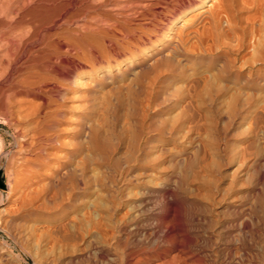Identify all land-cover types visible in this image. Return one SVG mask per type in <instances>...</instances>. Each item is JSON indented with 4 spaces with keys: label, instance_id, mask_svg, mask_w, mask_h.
Here are the masks:
<instances>
[{
    "label": "rangeland",
    "instance_id": "1",
    "mask_svg": "<svg viewBox=\"0 0 264 264\" xmlns=\"http://www.w3.org/2000/svg\"><path fill=\"white\" fill-rule=\"evenodd\" d=\"M130 1L122 0L123 4L126 3L124 6L127 7V2ZM251 1L245 0V3L241 4L242 7L247 5L242 8L243 11L238 13L240 16L244 15L243 20L242 18L241 22L239 20V25L242 27L238 25L237 30L233 31L224 18L221 21L222 30L226 29L228 35L234 39L233 41L229 36V39L227 38L225 41L232 40L234 43L229 41L231 44L228 46L229 42L227 41V43H223L225 41L217 42L207 37L198 36L194 32L189 35V30H187L188 32L185 31V34L188 46L185 45V48L188 47V50L179 51L178 55L172 57V64L166 66L158 64L160 62L157 59L159 54L140 57V63L137 64H134L126 54L115 57V53L118 50H123L126 43L120 38L101 34V37L96 40L98 43L93 47L94 50L90 53L86 50V53H83L84 57L81 56L82 59L84 58V62H88L89 58L92 60L94 55H98L99 61L94 64V69L88 71L83 78L80 87L83 95L80 94V98L77 97L78 100L73 102V105H77L66 115L62 114L56 118L61 121L62 126L51 125L48 116L41 114L40 117L39 115L34 116V114L29 116L30 113L25 111L20 114H11L6 106H0V261L5 260L13 264H34L33 259H48L46 255L50 256L51 251L55 257L60 255V252L62 254L68 252L71 249L70 246L65 245L64 249L63 245H60L61 249L57 243L55 244L57 249L51 246H54V242L49 239L51 237H48L49 233L46 230L51 222L62 220L75 222L80 227L88 229L91 228V225L102 228L112 226L114 222H117V217L119 220L120 215L127 213V202L138 195L141 183L146 181L150 186L156 185L162 170H164L161 165H166L163 157H160L162 156L159 151L161 145L171 146L175 151L202 152L206 150L208 152L202 170L194 172L193 179L195 181L190 177L191 186L195 189L199 188L197 192L196 190L194 192H199L203 196H209L220 188L221 180H230L237 172L238 162L246 161L254 155L264 161V48H262L264 41L261 45L259 39L264 40L262 38L264 32H261L264 31L262 30L264 23H260V21L264 22V17H262L264 16V2L262 0ZM214 2V0H209L208 5L203 8H208L209 3ZM99 11L101 16H109L107 14L110 12L106 10L105 4H102ZM248 14L250 15L248 16ZM245 18L249 20L245 21ZM258 18H260L259 21H257ZM203 19L204 17L198 18L191 28L194 29L195 26L200 28L205 21ZM228 28L230 29L228 30ZM259 32L261 36L257 35ZM230 45L231 47L234 45V48H231ZM156 46H159L158 43ZM257 47L259 49H256ZM155 57H157L156 60ZM250 59L253 60V63ZM108 66H111L109 71L106 69ZM84 67L87 68V66ZM128 79L129 81H127ZM72 83L71 81L70 87L74 86ZM88 89L91 90L88 92ZM66 100L70 103V99ZM40 118L41 120H39ZM29 120L32 123L29 124ZM38 120L42 121L41 124L46 129L37 123ZM48 122L50 125L47 124ZM37 124L43 129H39ZM30 125H35V128H31ZM52 126L56 127L52 128ZM60 128H66V130H60ZM44 129L45 131H43ZM242 148H245L244 150L253 148V152L244 151ZM241 149L244 154L241 153ZM248 153L252 155H246ZM128 156L131 158H126ZM238 157L239 161L237 162ZM117 159L120 161L118 162ZM144 159L145 161L147 159L146 163ZM126 161H133L135 178L132 177L126 183L121 182L117 184L118 187L114 186L112 189V179L115 174L114 169H116L114 163L118 166L124 165L123 163ZM76 162L79 163V166ZM121 162L123 163L121 164ZM259 163L262 170L258 168L262 174L264 162ZM69 167L75 172L79 170L76 173L73 172L75 175L71 178H69V173L72 170H67ZM158 168L160 170H157ZM235 169L236 171H232ZM101 173L102 175L99 176ZM76 174L79 175L81 182L83 181L80 189L73 185L72 178L76 179ZM93 175H97V178L94 179ZM231 175L232 177H230ZM60 176H63L62 179ZM207 176H210V181ZM7 177L9 178L7 179ZM201 177L202 179H200ZM66 178L70 183V190L69 185L65 184ZM7 182L11 184L8 189L5 184ZM86 183L87 186H85ZM134 190L137 195L134 194ZM65 196L68 197L65 198ZM54 200L55 202H53ZM92 202L95 203L94 206L91 204ZM18 240L22 241L20 242L22 245H25L26 252L21 251ZM57 251L58 254H56Z\"/></svg>",
    "mask_w": 264,
    "mask_h": 264
},
{
    "label": "bare ground",
    "instance_id": "2",
    "mask_svg": "<svg viewBox=\"0 0 264 264\" xmlns=\"http://www.w3.org/2000/svg\"><path fill=\"white\" fill-rule=\"evenodd\" d=\"M208 1L209 0H131L127 2V7L124 6L126 3L123 4L122 0H0V106H6L11 114H20L25 111L30 113L28 114L29 116L32 114H34V116L39 115V117L40 114L48 116L51 120V125L60 126L61 121L56 118L62 114L66 115L67 112L72 111L73 107L77 105L75 103V105H73V102L77 97L83 95L80 89L81 82L88 71L94 69V64L99 61L98 55H94L92 60L89 58L90 61L88 62H84V58L82 59L81 56L84 52L86 53V50L89 53L94 50L93 47L98 43L96 40L98 37H101V34L112 38H120L126 43L123 50H118L115 53V57L126 54L134 64H137L140 57L144 58L145 56L150 57L154 56V54H159V57H155L154 59L156 60L157 58L160 61L159 63L156 61L158 64L161 63V65L164 64L166 66L167 64H172L171 61H173L174 55H178L179 51H185V45H187L185 31L189 30V32L187 31L189 35L194 32V34L196 33L198 36L207 37L217 42H223L230 36L226 29L225 31L222 30L221 21L223 18L228 22V26L233 31L240 24L241 18L243 20L244 15H241L243 16L241 17L238 13L244 6H247L243 5L242 7L241 5L245 3V0H214V3H209L208 8H203L205 5H208ZM249 1L252 2L251 0ZM262 2H264V0H262ZM102 4H105L106 10L110 12L107 14L109 15L107 17H103L100 14L99 8ZM245 9H247V7H245ZM250 14H248V16ZM200 17H204L205 19L202 26L200 28L198 26H195L196 28L194 27V29L191 28ZM259 19L260 18H258L257 21H259ZM247 20L245 18V21ZM180 21L181 23L179 24ZM260 23L264 22L260 21ZM240 26L241 25H239V27ZM230 28H228V30ZM234 35L236 34L234 33ZM257 35H260V32L259 34L257 33ZM230 39L233 38L231 37ZM259 39L262 45V41L264 40L261 38ZM226 41L223 43H227L230 40ZM233 41L231 40L230 42ZM260 41L258 40V42ZM230 42L228 46L231 44ZM156 43H158L159 46H156ZM190 43L192 42L190 41ZM255 45H253V47H256ZM258 47L256 49H259ZM231 48H234V45ZM186 50H188V47ZM251 61L253 63V60ZM84 66H87V68ZM101 69L102 68H100V70ZM106 69L109 71L111 66H108ZM101 72L103 71L101 70ZM71 81L74 85L72 87H70ZM127 81H129V79ZM216 82L218 83L217 80ZM90 90L91 89H88L87 91L89 92ZM66 99H70V103H68ZM35 118L37 119V117ZM24 119L26 118L24 117ZM39 120H41V118ZM39 120L37 123L43 126L41 124L42 121L39 122ZM30 122L32 123V121L29 120V124ZM26 124H28V121H26ZM38 124L37 127L41 129L42 127L38 126ZM47 124L50 125L49 122ZM30 126L32 128L35 125ZM44 127L45 126H43V128ZM54 127L52 126V128ZM45 129L43 131H45ZM61 129L66 130V128H60V130ZM43 131L41 130V132ZM242 149L244 150L245 148ZM242 149L241 153L243 152ZM251 149L253 150V148ZM173 150L171 146L167 147L161 145L159 147V151L162 155L159 156L163 157L162 159L166 165H161L164 170L161 169L162 174L158 178L156 185L153 184L154 187L150 186L146 181L145 183H141L142 185L140 184L138 195L136 190H134V194L136 193L137 196H134L133 199L127 202V213L122 215L123 217L120 215L119 220L118 217L117 219L115 218L117 222H114L110 227L107 226V228L91 225L89 229L87 227V229L80 227L75 222H66L63 220L51 222L46 229L49 233V235L47 233L48 237L52 238L49 239L54 242V246H51L57 249V246L61 247L60 245H63L64 249L66 245L68 247L70 246L71 249L68 248L69 251H66L65 254L60 252V255L56 257L53 256V252L51 251L50 256L46 255L48 259H33V263L264 264V171H262L261 174L260 169L262 170V168L258 165L261 158L254 155V157L251 156L246 160L245 156L249 155L248 153L243 156L246 161L239 163L238 157L237 162L239 164L237 163L238 167H236L237 172L235 175L232 177V174L230 180L220 179V184H222V186L218 189L215 188L216 191L209 196H203L199 194V192L196 193L199 188L195 189L191 186L190 177L193 179L194 172L197 173L202 170L208 152L206 150H201L202 152ZM252 150L248 149L247 152H253ZM257 151L259 152V150ZM129 157L131 158V156L126 158ZM133 160H135V158ZM262 162L264 161H261V163ZM122 163L123 162H121V164ZM78 164L79 163H77V165ZM123 164L124 165L117 166L114 163V168L116 169H114L115 174L113 175V179L111 178L113 181V185H111L112 183L110 184L113 186L112 189L114 186H117V184L121 182L126 183L135 176L133 161H126ZM78 166L75 167L78 168ZM81 168L79 169L81 170ZM160 168L157 170H160ZM236 169L232 171H236ZM67 170L71 171L72 169L69 167ZM73 172L76 173L75 170H72L70 173L68 172L69 178L75 175ZM149 173L151 174V170ZM101 175L102 173L99 176ZM76 176V179L72 178L74 181L73 185L79 188L83 181L81 182V179L78 177L79 175L76 174ZM96 176L93 175L94 179L97 178ZM204 176L206 177V175ZM9 177H7V179ZM85 177L84 179H86ZM200 179H202V177ZM210 179L211 178H209V181ZM65 180V184L69 185L70 190V183L67 178ZM140 180L142 181L143 179ZM193 180L195 181V179ZM87 183L85 186H87ZM104 183H106V181ZM5 184L7 185V189L11 185L10 182ZM210 185L212 184L210 183ZM69 190L67 189L66 191L68 192ZM195 190L196 192H194ZM52 193L54 195V192ZM203 193L205 192L203 191ZM205 194H207V192ZM68 196H65V198ZM55 198H57L56 195ZM53 202H55V200ZM91 204L93 206L95 205L93 202ZM72 219L74 218L72 217ZM18 241L21 251L26 252L25 245L20 243L22 241ZM53 242L51 243L53 244ZM56 243L57 246L55 245ZM58 250L60 251V248ZM40 252L42 251L40 250ZM56 254H58V251ZM0 264L13 263L2 260Z\"/></svg>",
    "mask_w": 264,
    "mask_h": 264
}]
</instances>
